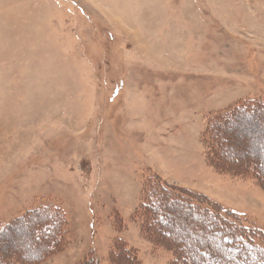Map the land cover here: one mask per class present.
<instances>
[{
	"label": "rangeland",
	"instance_id": "rangeland-1",
	"mask_svg": "<svg viewBox=\"0 0 264 264\" xmlns=\"http://www.w3.org/2000/svg\"><path fill=\"white\" fill-rule=\"evenodd\" d=\"M262 108L264 0H0L2 257L235 264L201 213L264 247Z\"/></svg>",
	"mask_w": 264,
	"mask_h": 264
},
{
	"label": "trees",
	"instance_id": "trees-1",
	"mask_svg": "<svg viewBox=\"0 0 264 264\" xmlns=\"http://www.w3.org/2000/svg\"><path fill=\"white\" fill-rule=\"evenodd\" d=\"M258 111L260 112H264V108L262 109H258ZM254 115V114H252ZM252 115H249L248 118H255L254 116ZM150 186V189H154L155 191L154 192H149L148 194V197L146 201H144V211L145 213H152L153 211V207H157L158 204H160L161 202H163V200L165 198H167V195L164 191L162 190H157V189H160L159 186ZM152 197L154 199H152ZM156 197V198H155ZM177 197V196H176ZM179 204L181 205H184L185 204V199L183 200H179L178 201ZM186 205L189 207L190 211L192 212H198L197 210L199 209L198 207H195L193 205V203H189L187 202ZM46 210H39L37 211L38 214L35 216H41L43 215V221L49 225V226H52L54 228V231H55V236L51 239V245L54 246L56 243H57V231L59 229V223H58V215L56 213H52L50 210L48 212H45ZM154 212V211H153ZM153 217L157 216V211L155 210L154 213H152ZM203 216H205L208 220H210V222H213L215 223L214 225L216 226V234L218 232L217 229H219L220 231H225L227 233L230 234V230L233 229L235 231V233H237L239 236L236 238L234 236L233 239H235L236 241H230L229 239H224L225 237L221 238L219 241V244H222V246H230V245H233V244H237L235 245L237 247V249H240V246H239V240L238 239H244V243H242L241 245V248L243 249V251L240 250V254L238 256V258L240 259L238 262H235V264H264V247L260 246L257 239L259 238V231H254L253 228H246L244 227L242 224H239L238 221H236V224L234 225V227H225V226H222L219 221L217 220V218L214 216V215H211L209 213H201ZM205 214V215H204ZM60 215V214H59ZM151 216V217H152ZM35 219V221H41L42 219L41 218H38V219ZM54 217L56 218V221L54 222V226L50 223V221H53ZM158 218V217H157ZM33 219V220H34ZM60 220H61V215H60ZM182 221L186 222L185 221V217L182 218ZM20 222H23V217L17 219L16 221H14L13 223L11 224H8V225H0V240L7 234V231L9 229H11L13 226H15L16 224H19ZM217 222V223H216ZM40 226V225H38ZM29 233L27 232H24L23 235H26V236H29L32 232L31 231H28ZM59 239H61V237L59 236ZM59 239H58V242H59ZM247 244V245H246ZM51 246V247H52ZM13 249V246H11L10 249L7 250L8 254H5L4 252V255L6 256L5 258L2 257V254H1V249H0V256L1 258L3 259V262H0V264H23V261H22V258L23 257H20V255L22 254H19L18 257L17 255L14 256L13 252H11V250ZM40 251H45V247L41 248ZM118 252H119V248H117V251L114 252V254H112V260H114V258H116L118 256ZM12 256H9L11 255ZM194 262V261H192Z\"/></svg>",
	"mask_w": 264,
	"mask_h": 264
}]
</instances>
